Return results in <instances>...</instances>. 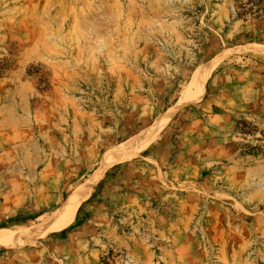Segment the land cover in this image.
I'll use <instances>...</instances> for the list:
<instances>
[{
  "label": "rangeland",
  "instance_id": "rangeland-1",
  "mask_svg": "<svg viewBox=\"0 0 264 264\" xmlns=\"http://www.w3.org/2000/svg\"><path fill=\"white\" fill-rule=\"evenodd\" d=\"M257 45L264 0H0V233L42 223L214 68L65 232L0 264H264Z\"/></svg>",
  "mask_w": 264,
  "mask_h": 264
},
{
  "label": "bare ground",
  "instance_id": "bare-ground-1",
  "mask_svg": "<svg viewBox=\"0 0 264 264\" xmlns=\"http://www.w3.org/2000/svg\"><path fill=\"white\" fill-rule=\"evenodd\" d=\"M257 47L264 51L263 45H257ZM213 69L214 68L211 67L204 73L198 71L196 77L184 91L176 106L172 110L162 113L156 119L151 128L132 137L128 141L119 144L112 151L105 154L97 173L87 183L88 185H85L86 187L74 196H72V194L60 209L46 218L42 223L29 229L9 230L0 233V247L20 249L28 244L43 239L47 235L67 229L72 223L75 215L78 213V209L87 190L96 183V179L101 173L114 165L130 161L137 157L141 151L155 141L154 139L159 131L168 125L179 108L184 107L189 103L199 102L204 99L205 84L210 77V74L213 73ZM199 77L202 81L199 80Z\"/></svg>",
  "mask_w": 264,
  "mask_h": 264
},
{
  "label": "trees",
  "instance_id": "trees-1",
  "mask_svg": "<svg viewBox=\"0 0 264 264\" xmlns=\"http://www.w3.org/2000/svg\"><path fill=\"white\" fill-rule=\"evenodd\" d=\"M65 232V230L61 231V233ZM56 233H53L52 235H55Z\"/></svg>",
  "mask_w": 264,
  "mask_h": 264
}]
</instances>
